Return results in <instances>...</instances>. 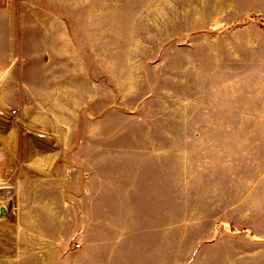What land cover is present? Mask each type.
Masks as SVG:
<instances>
[{
    "label": "rangeland",
    "instance_id": "obj_1",
    "mask_svg": "<svg viewBox=\"0 0 264 264\" xmlns=\"http://www.w3.org/2000/svg\"><path fill=\"white\" fill-rule=\"evenodd\" d=\"M251 10L0 0V18L30 29L0 42L22 55L0 73V264H264V30ZM58 15L65 58L37 28Z\"/></svg>",
    "mask_w": 264,
    "mask_h": 264
},
{
    "label": "crops",
    "instance_id": "obj_2",
    "mask_svg": "<svg viewBox=\"0 0 264 264\" xmlns=\"http://www.w3.org/2000/svg\"><path fill=\"white\" fill-rule=\"evenodd\" d=\"M252 6V14L256 18L261 19V28L264 30V0H250ZM27 9V6H26ZM69 19L61 18L59 15L57 17H52L50 20L41 19L37 21V28L40 29L42 32L51 35V40L56 43L55 51L56 57L58 58H65L67 56H72L73 53L71 50L66 49V38L70 37L67 33V22ZM41 21L45 23L41 24ZM31 26V25H30ZM30 32L29 25L25 22V19L22 17L15 19L12 18H0V42H8L11 43L12 41H22L26 35ZM22 55L12 52L9 50H3L0 52V73H7L9 69L13 66L12 62L10 61L12 58H17ZM4 90H6V84H0V97L4 94ZM3 100L0 98V109L3 108ZM57 108V107H56ZM10 129H6L4 127L3 132L5 135V139L9 137ZM8 135V136H7ZM38 138H47L44 137L41 133H36ZM63 137V138H71L72 134L70 133L68 136L64 132L56 131L50 135V138L56 137ZM74 149L72 146H65L60 145L59 150L57 153L61 155H65L70 153V150ZM63 159V157H62ZM49 164V163H48ZM53 165V164H51ZM44 166H47L45 163ZM49 166V165H48Z\"/></svg>",
    "mask_w": 264,
    "mask_h": 264
},
{
    "label": "built area",
    "instance_id": "obj_3",
    "mask_svg": "<svg viewBox=\"0 0 264 264\" xmlns=\"http://www.w3.org/2000/svg\"><path fill=\"white\" fill-rule=\"evenodd\" d=\"M14 113V112H13Z\"/></svg>",
    "mask_w": 264,
    "mask_h": 264
}]
</instances>
